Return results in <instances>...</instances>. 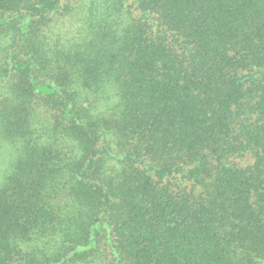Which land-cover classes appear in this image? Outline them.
<instances>
[{"label":"trees","instance_id":"trees-1","mask_svg":"<svg viewBox=\"0 0 264 264\" xmlns=\"http://www.w3.org/2000/svg\"><path fill=\"white\" fill-rule=\"evenodd\" d=\"M0 264H264V0H0Z\"/></svg>","mask_w":264,"mask_h":264}]
</instances>
